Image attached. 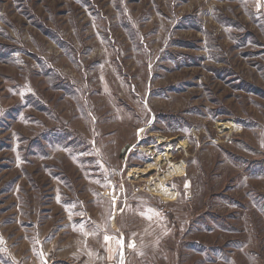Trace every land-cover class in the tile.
I'll use <instances>...</instances> for the list:
<instances>
[{"label": "rangeland", "instance_id": "1", "mask_svg": "<svg viewBox=\"0 0 264 264\" xmlns=\"http://www.w3.org/2000/svg\"><path fill=\"white\" fill-rule=\"evenodd\" d=\"M0 264H264V0H0Z\"/></svg>", "mask_w": 264, "mask_h": 264}, {"label": "bare ground", "instance_id": "2", "mask_svg": "<svg viewBox=\"0 0 264 264\" xmlns=\"http://www.w3.org/2000/svg\"><path fill=\"white\" fill-rule=\"evenodd\" d=\"M165 157V158H164ZM169 158V154L165 155H159L158 157L156 156V163L157 164H162L164 159ZM153 166L151 164L145 165L143 168H134L132 169L130 176L138 177L140 173H146L149 171ZM167 173H165L162 176V179H166L170 176H174V174H180L182 172V169L174 164L170 168ZM161 179V180H162ZM149 190L158 196H161L165 200H173L174 194L172 192H169L165 186H163L161 183H155L153 185L149 186Z\"/></svg>", "mask_w": 264, "mask_h": 264}, {"label": "snow or ice", "instance_id": "3", "mask_svg": "<svg viewBox=\"0 0 264 264\" xmlns=\"http://www.w3.org/2000/svg\"><path fill=\"white\" fill-rule=\"evenodd\" d=\"M130 246H134V245H130Z\"/></svg>", "mask_w": 264, "mask_h": 264}]
</instances>
